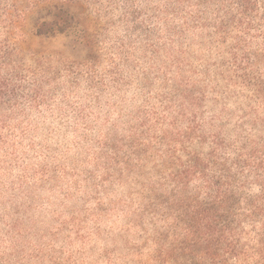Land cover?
<instances>
[{
    "label": "rangeland",
    "instance_id": "1",
    "mask_svg": "<svg viewBox=\"0 0 264 264\" xmlns=\"http://www.w3.org/2000/svg\"><path fill=\"white\" fill-rule=\"evenodd\" d=\"M113 2H104L100 7L88 5L81 27L90 24L95 28L92 36L96 43L97 34L120 26L123 35L117 39L123 42V63L133 69L144 68L142 84L146 89L144 103L148 106L139 109L137 115L142 118L137 124L105 133L103 140L91 135L86 125H73L60 137L38 138L35 132L22 131L28 126L26 117L9 122L16 127L17 150L14 158L2 159L0 163V226L7 220L26 234L25 239L30 236L32 240L30 245L20 243L14 253H9L14 264H143L148 260L161 245L158 238L168 235L170 225L174 224L158 209L157 199L164 194V183H160L161 172L155 169L156 162L144 159L140 163L130 153L133 145L134 150L140 148L142 133L152 130V134H162L171 129L170 124L179 115L176 104L184 103L187 115L196 111L190 110L191 104L178 91L185 90L186 83H190L187 92L205 94L197 107L199 115L208 123L213 118L222 120L219 124L226 126L231 140L241 133L256 141L264 140V99L253 95V87L237 82L226 49L213 45L208 35L194 29L186 38L178 39L168 30L174 17L158 14L165 9L161 0ZM105 5L120 7L107 10ZM109 16L112 18L103 19ZM179 22L177 19L176 23ZM2 30L0 23V35ZM171 35L175 36L172 42ZM29 37L34 40L32 48L47 50L49 58L57 53L54 45L71 48L77 44L75 34L39 38L30 33ZM261 38L253 45L254 50L263 49ZM94 49L91 53L99 69L109 58L103 48L97 49L98 55ZM85 50L89 56L91 50ZM29 58L25 65L31 79ZM116 70L108 68L107 73ZM249 71L264 85V60L249 66ZM60 79L57 76L43 82L45 103L40 107L26 105L27 117L39 121L54 106L70 107L67 97L75 103L85 98L79 91L83 81L71 76L66 82H58ZM84 86L95 87L88 83ZM185 119L180 116L179 124H185ZM256 120L259 126L251 131ZM130 162L131 168L126 169ZM154 186H158V193L153 196L150 190ZM167 189L170 191L171 186ZM38 190L52 195L59 192L64 197L51 209L43 228L31 225L30 213L34 211ZM4 259L0 255V264Z\"/></svg>",
    "mask_w": 264,
    "mask_h": 264
},
{
    "label": "trees",
    "instance_id": "2",
    "mask_svg": "<svg viewBox=\"0 0 264 264\" xmlns=\"http://www.w3.org/2000/svg\"><path fill=\"white\" fill-rule=\"evenodd\" d=\"M113 1L0 0V163L16 156V127L9 122L27 117L26 105L40 107L43 103L38 101L45 99L43 81L32 70L30 79L25 64L27 57L49 54L32 48L30 33L39 38L75 34V42L91 50L88 58L93 59V33L84 31L81 20L88 5L100 7ZM161 1L165 9L158 14L174 17L170 32L178 39L186 38L191 29L208 35L210 43L227 50L237 82L253 87V95L264 99L262 81L249 71V66L264 60V46L253 49L260 37L264 44V0ZM171 36L172 42L175 36ZM186 88L178 91L196 111L187 115L185 104H176L179 115L171 129L142 133L140 148L134 150L133 145L130 153L140 163L156 162L164 183L158 209L174 224L168 235L161 234V245L143 264H264V140L242 133L231 140L226 126L219 124L222 120L213 118L208 123L199 115L197 107L205 94L189 93ZM180 116L186 118L183 125ZM258 126L256 120L250 130ZM157 187L150 190L153 196Z\"/></svg>",
    "mask_w": 264,
    "mask_h": 264
},
{
    "label": "clouds",
    "instance_id": "3",
    "mask_svg": "<svg viewBox=\"0 0 264 264\" xmlns=\"http://www.w3.org/2000/svg\"><path fill=\"white\" fill-rule=\"evenodd\" d=\"M118 7L120 6L105 5L107 10ZM110 18L112 17L103 19ZM84 31L92 34L95 28L88 24ZM122 35L119 25L97 34L94 51L98 55L97 49L103 48L105 56L109 58L99 69L95 67L96 59H89L87 50L81 51L83 44H74L71 48L65 45L57 48L54 45L57 49L55 56L51 58L41 56L39 59L30 60L28 68L34 72L35 78L45 83L49 78L56 79L57 76L61 77L58 82H66L70 76L83 81L79 91L85 98L80 103H75L71 97H67L70 107L54 106V110L42 114L39 121L26 117L28 126L22 131L29 134L35 132L38 138L45 135L60 137L62 134L66 135L73 125L80 127L86 125L91 135L103 140L105 133H113L137 124L142 118L137 115L139 109L148 106L144 103L146 98V89L142 84L144 68L141 66L133 69L123 63L125 58L124 49L121 47L123 42L117 39ZM140 63L143 65L142 61ZM108 68L117 70L108 74ZM80 72L84 73L82 77L77 76ZM85 83L94 84L95 87H85ZM45 99L39 100L38 103H44ZM36 196L34 211L30 213L31 225L43 228L49 219L51 209L56 208L64 197L59 196V192L52 195L47 191L39 190ZM42 197H51V199L44 200ZM25 235L7 220L0 226V255L5 258L3 264H14V261L9 259V253H14L20 243H24L25 246L32 243L31 237L25 239Z\"/></svg>",
    "mask_w": 264,
    "mask_h": 264
}]
</instances>
